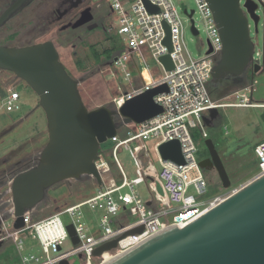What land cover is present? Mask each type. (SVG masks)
I'll list each match as a JSON object with an SVG mask.
<instances>
[{
	"label": "built area",
	"instance_id": "2783aa9c",
	"mask_svg": "<svg viewBox=\"0 0 264 264\" xmlns=\"http://www.w3.org/2000/svg\"><path fill=\"white\" fill-rule=\"evenodd\" d=\"M145 1L158 12L149 11ZM261 1L264 3V0ZM105 2L110 15L116 16V19L109 20L105 31L122 46L111 59V80H116V70L119 69L124 72V79L131 82L129 89L122 90L118 86L112 99L113 109L118 110L127 100L166 84L167 92L153 98L162 112L141 124L124 125L120 128L123 134L118 129L115 136L108 139L113 143L110 151L113 166L104 160L99 147L94 166L101 185H97L96 193L79 203L63 207L47 217H39L36 207L26 210L22 214L23 226L15 229L11 180L6 182L4 189L0 188V243L13 245L20 264H60L63 261L70 264L74 257H78L82 264H106L169 228L182 229L190 225L228 197L207 194L210 183L195 157L197 150L191 131L198 129L203 138L208 137L203 116L212 109H264V104L251 101L254 82L220 100L211 98L208 85L222 44L206 0H194L196 9L191 17H188L189 10L183 9L190 28L194 26L197 31L196 36H199V30L194 21L195 14L199 15L207 32L208 47L203 57L198 59L184 54V20L174 0ZM165 26L169 29L170 50L164 44L167 36ZM143 49L163 69L165 75L162 78L154 80L150 77ZM166 55L173 64L170 71L160 60ZM259 56L254 54L253 45L247 67L252 75L255 65L262 69L264 58L260 61ZM234 95L239 96L240 101L230 102ZM19 99L15 88L8 87L3 100L5 110H19ZM154 139H159L153 144L159 168L152 162L145 143ZM173 140L180 144L184 159L182 165L165 160L160 154L159 147ZM121 149L128 152L133 163L135 177L130 180L117 159ZM254 154L258 167L255 178H259L264 175V135L254 147ZM89 178L95 182L93 177ZM140 184H145L150 193L147 201H143L135 189ZM83 208L89 210L86 216L82 213ZM94 213L98 215L96 223L93 222ZM68 226L74 230L76 243L72 241ZM137 229L142 231L122 237ZM29 240L34 244H28ZM66 240H70L73 247L62 252ZM115 240L114 248L94 255L97 248ZM27 244L30 247L25 254Z\"/></svg>",
	"mask_w": 264,
	"mask_h": 264
},
{
	"label": "water",
	"instance_id": "95a60500",
	"mask_svg": "<svg viewBox=\"0 0 264 264\" xmlns=\"http://www.w3.org/2000/svg\"><path fill=\"white\" fill-rule=\"evenodd\" d=\"M24 1L16 0L1 14L0 28ZM206 2L222 44L211 82L221 83L227 76L240 79L247 71L253 49L248 21L253 22L257 33L260 19L257 10L261 7L264 15V3L261 0H244L242 5L241 0ZM145 4L149 11L158 12L146 1ZM192 14L193 10H190L188 17ZM90 20L83 12L72 28ZM96 28L97 25L92 24L88 31ZM165 29L167 36L164 44L170 50L168 26ZM190 30L197 35L194 26ZM160 60L167 71L172 70L173 64L168 55ZM0 70L11 72L33 90L47 122L48 141L40 151L37 163L11 178L15 229L23 226L22 214L40 204L48 189L57 184L87 176L93 177L100 186L101 178L94 166L100 145L114 137L122 126L141 124L161 114L162 108L153 98L167 92V86L163 84L127 100L118 110L105 106L89 110L79 93V82L67 73L52 41L22 47L0 45ZM262 70L255 65L253 74ZM116 117L120 123L116 122ZM217 117L218 110H210L203 116L205 127ZM261 119L264 121V113ZM205 146L222 188L229 189L230 180L213 141L206 139ZM159 151L163 159L184 164L178 141L162 144ZM205 161H199L203 170L206 169ZM68 231L73 243H76L72 226H68ZM141 231L137 229L122 237ZM116 242L100 246L94 255L114 248ZM60 264L69 263L63 261ZM107 264H264V175L236 190L185 228H169Z\"/></svg>",
	"mask_w": 264,
	"mask_h": 264
},
{
	"label": "rangeland",
	"instance_id": "374dc122",
	"mask_svg": "<svg viewBox=\"0 0 264 264\" xmlns=\"http://www.w3.org/2000/svg\"><path fill=\"white\" fill-rule=\"evenodd\" d=\"M4 1L6 0H0V4ZM95 1L101 3L103 9L107 10L105 0ZM243 1H241V5ZM174 3L184 20L182 34L184 54L193 59L203 57L208 47L205 26L199 15L195 14L194 21L199 30V36H196L190 30V25L185 20L187 17L183 13V9L189 11L196 9L194 0H174ZM51 8V0L44 3L42 0H37L25 6L20 13L0 28V45L22 47L52 41L67 73L79 82L78 90L84 105L89 110L101 106L113 109L112 99L117 93L118 86H121L122 90L129 89L131 82L124 79V72L119 69L116 70V80H111V60L105 61L103 52L112 47L117 52L122 46L116 39L110 40L108 37L113 36L107 31H103L102 28L90 32L81 30L71 39L66 33L59 34V26L46 31L43 17L46 11ZM257 14L260 17L258 32L255 33L253 22L249 19V37L254 45V54L258 53L261 61L264 58V15L261 7L257 10ZM107 19L109 23V20L116 19V16L110 15ZM94 53L100 56L99 62H96ZM142 53L148 65L150 77L154 80L162 78L165 73L161 66L151 58L146 49H143ZM261 64L263 68L261 72L251 75L250 71H247L246 85L254 82L251 101L264 104V62L261 61ZM128 70L130 69L128 68ZM8 87H14L20 95L19 110L12 112L5 110L3 100ZM229 101L238 102L240 97L234 95ZM262 113H264V109L257 107L222 108L218 110L217 119L210 126L205 127L207 138H203L198 129L191 131L197 150L196 159L200 161L207 155L205 140L211 139L230 180V188L224 189L217 176L213 172H208L206 174L210 183L207 188L208 195L223 194L224 197H227L232 194L233 190H239L255 178L258 167L254 147L263 139L264 135ZM119 133H122V129H119ZM47 141L46 116L39 107L37 95L24 81L17 79L11 72L0 70V171L11 167L9 172H6L7 174L0 175L1 190L16 172L37 163V160L34 159L38 158ZM157 141L159 139L145 141V143L152 162L159 168L158 159L153 149V144ZM112 146L113 143L109 140L100 145L104 160L111 166H113V157L110 153ZM117 159L127 178L129 180L134 178V167L128 152L121 149L117 153ZM135 189L143 201L150 199V193L145 184H140ZM96 191L97 184L87 176L66 180L48 189L43 201L36 206V210L39 217H47L63 207L91 197ZM82 213L86 216L89 210L83 208ZM97 216L94 213V223L97 221ZM28 244L32 245L34 242L29 240ZM28 244L25 254L30 247ZM72 247L71 241L66 240L62 245V252L70 251ZM0 264H20L19 257L10 243L0 247ZM70 264H82V262L78 257H74L71 258Z\"/></svg>",
	"mask_w": 264,
	"mask_h": 264
},
{
	"label": "flooded vegetation",
	"instance_id": "af4514ba",
	"mask_svg": "<svg viewBox=\"0 0 264 264\" xmlns=\"http://www.w3.org/2000/svg\"><path fill=\"white\" fill-rule=\"evenodd\" d=\"M15 1L16 0H6V1L2 2L0 4V16ZM34 1H37V0H25L22 3L19 10L10 19H12L18 13H20L21 10L24 9L25 6L32 4ZM49 1L50 0H42L43 3L49 2ZM51 4H52V8L50 10H47L45 16L43 17L44 22H45V28L44 29L46 31H49L50 29L54 28L55 26H59V34L66 33L69 36V38L71 39V38H74L76 33L81 31V30L87 32L88 27L92 24L97 25V28L94 30H97L100 28H102L103 31L106 30V26L108 23L107 18L110 17V13H109V11H107L108 9L104 10L102 4L99 2H96L95 0H51ZM83 12H86V17H90L91 20L89 22L83 24L82 26L78 27V28H72V25L76 21L79 20V18L81 17ZM263 36H264V22H263ZM58 55H59V53H58ZM59 60H60V55H59ZM215 149L218 153L216 146H215ZM218 155H219V153H218ZM34 160H37V158H35ZM201 160H206L205 161L206 169L203 170L205 175L208 172L209 173L213 172L217 176L218 180L220 181L218 173L215 169V166H214L213 162L211 161V156H210L208 149H207V155L204 158H202ZM16 164H18V163H16Z\"/></svg>",
	"mask_w": 264,
	"mask_h": 264
},
{
	"label": "trees",
	"instance_id": "16d2710c",
	"mask_svg": "<svg viewBox=\"0 0 264 264\" xmlns=\"http://www.w3.org/2000/svg\"><path fill=\"white\" fill-rule=\"evenodd\" d=\"M108 38L110 40H112V41L114 40L113 37H108ZM115 52H116V50L113 47L110 48V49L105 50L103 52L104 60L105 61L111 60L112 57L114 56ZM94 57H95L96 62L100 61V56L97 55L96 53H94ZM246 73H248V72L246 71ZM246 73L240 79H237V78H235L233 76H227V77H225L223 79V81L221 83H219V82H216V83L215 82H210L209 85H208V92H209L211 98L213 100H220V99H222L224 97L229 96L230 94H232L236 90L241 89L242 87H244L246 85ZM115 120H116L117 123H120V119L118 117H116ZM10 169H11V167L0 171V175L7 174L6 172H9ZM17 173H19V172H16V174Z\"/></svg>",
	"mask_w": 264,
	"mask_h": 264
},
{
	"label": "bare ground",
	"instance_id": "6f19581e",
	"mask_svg": "<svg viewBox=\"0 0 264 264\" xmlns=\"http://www.w3.org/2000/svg\"><path fill=\"white\" fill-rule=\"evenodd\" d=\"M107 264V263H106Z\"/></svg>",
	"mask_w": 264,
	"mask_h": 264
}]
</instances>
